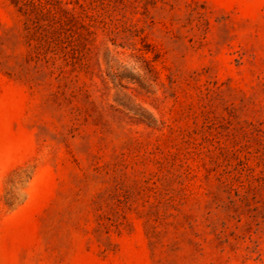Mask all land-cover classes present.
Returning a JSON list of instances; mask_svg holds the SVG:
<instances>
[{"label": "rangeland", "instance_id": "374dc122", "mask_svg": "<svg viewBox=\"0 0 264 264\" xmlns=\"http://www.w3.org/2000/svg\"><path fill=\"white\" fill-rule=\"evenodd\" d=\"M0 264H264V0H0Z\"/></svg>", "mask_w": 264, "mask_h": 264}]
</instances>
